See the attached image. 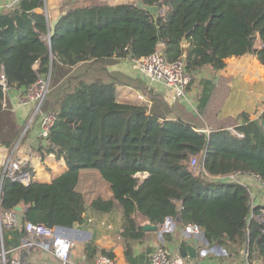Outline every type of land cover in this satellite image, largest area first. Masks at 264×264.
Segmentation results:
<instances>
[{
  "label": "trees",
  "instance_id": "obj_1",
  "mask_svg": "<svg viewBox=\"0 0 264 264\" xmlns=\"http://www.w3.org/2000/svg\"><path fill=\"white\" fill-rule=\"evenodd\" d=\"M77 2L63 4L51 51L39 34H48L49 23L33 12L44 0H16L0 13V74L7 92L23 88L25 94L48 77L41 111L53 112L55 120L42 144L60 153L68 165L51 182L0 178V210L21 205L23 220L33 225L71 228L83 221L86 210L84 194L77 189L80 172L93 169L109 185L110 195L97 194L88 204L102 212L120 208L128 264H139L142 258L134 255V246L156 233L144 231L142 224L163 225L167 217L176 216L182 228L197 225L207 246L223 247V259L241 256L249 264H264V221L258 217L264 205L249 206L248 188L226 180L230 174L246 173L263 186L264 112L255 119L241 113L215 124L204 113L214 90L211 81H204L197 95L198 111L204 113L198 118L177 100L168 103L165 93L151 94L136 79L107 68L114 57L146 56L161 45L167 61H184L191 75L189 88L196 72L221 70L231 56L254 53L264 65V0H140L143 7L139 2ZM152 5L164 8L157 21L146 9ZM119 85L147 92L152 104L119 101ZM7 92L0 85V146L6 147L26 140L29 133L27 127L22 135L24 125L3 106ZM161 105L167 109L160 110ZM170 113L176 119H169ZM39 118L36 113L31 122ZM192 157L197 158L195 168L190 167ZM138 173L146 176L140 179ZM24 234L22 228L3 229L8 260L21 247ZM163 237L172 241L170 232ZM85 252L92 264L100 253L115 257L93 242Z\"/></svg>",
  "mask_w": 264,
  "mask_h": 264
},
{
  "label": "crops",
  "instance_id": "obj_2",
  "mask_svg": "<svg viewBox=\"0 0 264 264\" xmlns=\"http://www.w3.org/2000/svg\"><path fill=\"white\" fill-rule=\"evenodd\" d=\"M74 1H78V4L83 3V0H46L48 6L45 8L38 7L33 12L41 17L44 16L48 24L62 12L60 7L63 6L64 2ZM101 1L110 4L134 3L130 0ZM15 2L16 0H0V13L12 7ZM39 34L42 40H46L47 34L44 32ZM225 63V67L218 71L203 68L196 72L185 97L178 100V102L184 106V111L189 115L202 118L205 113L209 118H212L215 124L223 122L226 118H238L241 113L247 114L250 119L258 118L264 112V101L261 100V98H264V65L259 62L254 53L228 57L225 59ZM107 68L109 71L122 72L133 79L136 77L142 78L148 85L151 94L155 92L166 93L161 84L149 83L135 71L131 67L130 58L118 59L114 57L107 63ZM204 81H211L214 85V90L210 103H208L204 113L200 114L197 108V95ZM23 92V88L8 90L6 106L15 112L22 125L29 127V133L26 140L19 139L8 147L0 146V176L5 162L11 160L19 164L21 171L28 177L29 183L34 181L51 182L66 172L68 165L60 153L47 150L43 147L42 140H38L39 122L38 120L31 122L34 114V103L26 101ZM139 93L144 94L140 91V88L132 85H119L116 90L119 101L144 105L142 101L137 99ZM144 95L149 100L148 107H150L152 100L147 94ZM221 100H223L222 104H220ZM215 102L217 105L214 107L212 104ZM159 106L160 102L154 104L157 109ZM168 118L176 119L175 113L168 114ZM238 122L241 121L238 119ZM200 130L205 131L208 128ZM137 176L143 179L146 173H138ZM236 180L248 188L252 207L264 205V187L255 177L240 173L237 175ZM97 194L103 193L99 191L93 193L94 196H91L90 200ZM104 195L108 196L110 194ZM121 217L122 214L119 207H115L109 212H102L93 209L86 203V210L81 223H76L71 228L56 227L58 233H62L74 241V246L67 262L60 260L51 251H47L41 246L33 247L36 248L34 251H32L33 248L31 250L25 249L23 259L38 264H92L91 260H88L85 250L86 245L93 242L107 249V251L113 252L114 260L117 264H128L124 258L120 236ZM258 217L263 221L264 211ZM189 226L190 224L182 228L180 225H176L174 218L167 217L163 225H159V229L155 234H148L143 243L134 246V255L142 258L139 264H150V254L158 245H164L172 252L179 253V247L183 246L182 232ZM168 232L172 234V241H165L163 237V234ZM25 236L24 234L23 238ZM186 240L196 249L195 258L188 256L184 258L189 264H249L248 260L241 256L223 259L222 256L226 253L225 249L220 245L207 246L202 230L197 234H193L191 231L188 232ZM21 248L22 245L13 252L12 259L19 260ZM255 264L260 263L256 261Z\"/></svg>",
  "mask_w": 264,
  "mask_h": 264
},
{
  "label": "built area",
  "instance_id": "obj_3",
  "mask_svg": "<svg viewBox=\"0 0 264 264\" xmlns=\"http://www.w3.org/2000/svg\"><path fill=\"white\" fill-rule=\"evenodd\" d=\"M131 67L137 71L147 82L158 83L165 89V100L168 103H173L183 99L187 93L188 86L191 82V75L185 69L183 60H175L169 62L162 54L161 49H157L153 53L137 58H130ZM0 85L7 92L4 75L0 74ZM49 89L48 77L40 78L28 91L24 94V99L28 102L34 103V115L40 114L39 122V136L46 142L45 138L48 136L51 127L55 120L53 112H42L41 106ZM137 99L143 102L145 106L149 105V100L144 94L139 93ZM3 106H6L4 101ZM31 118V120H32ZM232 133L242 136V133L237 132L232 127L228 128ZM204 131V130H199ZM197 165V158L192 157L190 160V167L195 168ZM234 173L227 176L226 180H236L237 175ZM10 177L23 184H28L29 179L24 172L21 171L17 162L7 160L3 165L0 178ZM258 179L256 176H254ZM264 186V183H263ZM264 221V220H263ZM22 228L25 233V238L22 239V247L31 250L35 246H41L47 251H51L57 258L67 262L70 258L71 250L74 246V241L62 233H58L56 228H47L41 225H33L22 218V213L15 209L0 210V264H38L31 261H19L18 259L8 260L3 248L2 232L3 229ZM188 232L197 234L201 229L197 225H191L186 228ZM244 256H247L244 253ZM150 264H189L186 262L178 252L174 253L164 245H158L150 254ZM93 264H117L113 258L100 253L94 260Z\"/></svg>",
  "mask_w": 264,
  "mask_h": 264
},
{
  "label": "water",
  "instance_id": "obj_4",
  "mask_svg": "<svg viewBox=\"0 0 264 264\" xmlns=\"http://www.w3.org/2000/svg\"><path fill=\"white\" fill-rule=\"evenodd\" d=\"M44 1L46 2V0H44ZM139 5L141 7L144 6L142 2H139ZM146 9L151 13V15L153 16L155 21H157L160 14H162L164 12V8L163 7L160 8L157 5L147 6ZM64 13H65V11H62L56 19L51 20L49 23V30H48V34L46 36V40L49 44V50L50 51H51L50 42H51L52 36L55 33V25L59 21V19L64 15ZM158 35H159V41L161 43L160 34L158 33ZM5 84H6V81H5ZM261 100L264 101V98H261ZM249 206H251V201L249 202ZM14 209L19 213L24 212V208L21 205H17ZM174 221L180 222L179 216H176L174 218ZM142 228L144 231H147V232H156L159 229V225H155V224H152L149 222H145L142 224ZM182 233H183V235H182L183 246L179 247V254L184 258L186 256H188L190 258H195L196 257V249L191 244H189L188 241L186 240V236L188 235V231L184 230ZM2 243H3V241H2ZM24 252H25V248L22 247L20 249L19 261H24V259H23ZM257 262L260 263V260H257Z\"/></svg>",
  "mask_w": 264,
  "mask_h": 264
},
{
  "label": "rangeland",
  "instance_id": "obj_5",
  "mask_svg": "<svg viewBox=\"0 0 264 264\" xmlns=\"http://www.w3.org/2000/svg\"><path fill=\"white\" fill-rule=\"evenodd\" d=\"M84 1L85 0H83V2ZM124 1H126V0H124ZM130 1H132L134 3L139 2L138 0H130ZM76 4H78V2ZM46 6H48L47 2L45 3V5L42 8H45ZM60 8L62 9V7H60ZM44 41L46 42L47 40H44ZM135 79L138 81V83L140 82V84H144L146 91L150 92L148 85L145 83V81L142 78L136 77ZM140 91L143 92L144 94L147 93L141 89H140ZM166 109H167V106L161 105L160 110L165 111ZM26 129H27V126H24L23 131H22V135L25 133ZM26 134H27V132H26ZM77 189L84 194L86 203H88L90 201L91 196H94L93 193H95V192L99 191V192L103 193V195L104 194H110V188H109V185L107 184V182H105L102 179V177L97 173V171H95L93 169H85V170H82L80 172V180H79ZM94 189H95V191H94ZM35 249L36 248H33L32 251H34Z\"/></svg>",
  "mask_w": 264,
  "mask_h": 264
}]
</instances>
